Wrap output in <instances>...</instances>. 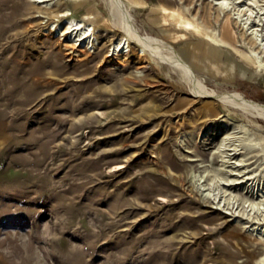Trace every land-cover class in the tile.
<instances>
[{
  "label": "rangeland",
  "instance_id": "1",
  "mask_svg": "<svg viewBox=\"0 0 264 264\" xmlns=\"http://www.w3.org/2000/svg\"><path fill=\"white\" fill-rule=\"evenodd\" d=\"M121 1L141 36L220 50L199 87L264 104V0ZM111 2L0 0V264H264V114L116 54Z\"/></svg>",
  "mask_w": 264,
  "mask_h": 264
},
{
  "label": "bare ground",
  "instance_id": "2",
  "mask_svg": "<svg viewBox=\"0 0 264 264\" xmlns=\"http://www.w3.org/2000/svg\"><path fill=\"white\" fill-rule=\"evenodd\" d=\"M36 1L40 2V1H44V0H36ZM110 1H112L111 3L113 4V7L117 10L118 13L121 14L122 19L125 21L126 24L123 23L122 27H123V30L126 32V36H128L125 39L122 38L115 43L114 50H116V54L118 52H120L119 55L127 56L128 53H125V52L129 51V49L124 50V48H123L124 44L127 43V47H128L129 43H133L132 40H134L136 42V44L140 45L142 48L141 49L142 52H140V53H144V50H150V52L153 54L154 57L158 58L162 62L171 64L173 67L178 68L180 71H182L185 74L184 75L185 77L186 76L189 77L190 81L193 82V84H192L193 87H190L191 88L190 91L194 96L213 97L216 100L223 102L224 104H227V105L237 104V105H239V108L241 107L242 110L251 111L257 115L258 114H262V115L264 114V104L258 103L256 101L251 100V99H248V98L244 97V95H242L239 92H224V93L218 94L215 92H208L209 90L208 91H207V89L205 90V88H203L204 86L202 88L199 87V83L197 82L199 80H196L193 68L198 67L199 61L202 62L203 59H205L206 61L211 62V63H212V61H214L213 63H215V61H221L220 50L216 51L214 49L208 48V52L205 54V56L202 55V57H201L203 59H200L201 52H198L199 48L194 47L195 49L192 50V48H191L192 46H191V43L189 41H185L184 44L180 47V49L176 50V49H174L173 46H171L169 44L168 41L161 40V39H155V38H152L150 36H141L140 34H138L133 29V26L131 25L132 23L129 21V17H128V15L130 13L128 12L129 14L127 15V13L125 11L126 7L124 8L125 5L123 6L122 1L121 0H110ZM218 3L222 6L227 4L224 0H222L221 2H218ZM227 8H229V7H227ZM164 10L167 11L166 9H163V11ZM121 22H119V23H121ZM179 23L182 27H184L186 29H191L194 32L202 33V35H204L205 39H208L209 41L215 42V43L222 45V46H225V47L229 46V44H227L225 41H223L219 35H216L215 33H212V32L207 31L206 29H203V27H201V25H197L189 19L183 18L179 21ZM83 26L84 25H82L81 22H75L73 24L71 23L69 26H67L65 28L64 33H68V32H72L74 30L82 29ZM92 30H93L92 28L89 29L87 27L79 35L80 37H82L81 38L82 40H85V41L87 40V43H89L88 46H92V44H93L92 43L93 37H91L93 35ZM187 37L188 36H186L184 34L181 39H184ZM163 50L165 52H167V54L165 53L166 55L163 54ZM225 55H227V54H225ZM240 57L244 61L249 62V64H255L256 63V61L252 57V55L241 54ZM228 65L232 67L231 62L228 63Z\"/></svg>",
  "mask_w": 264,
  "mask_h": 264
}]
</instances>
